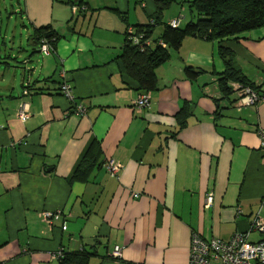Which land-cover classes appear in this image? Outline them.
I'll list each match as a JSON object with an SVG mask.
<instances>
[{
  "label": "crops",
  "instance_id": "crops-1",
  "mask_svg": "<svg viewBox=\"0 0 264 264\" xmlns=\"http://www.w3.org/2000/svg\"><path fill=\"white\" fill-rule=\"evenodd\" d=\"M159 1L3 0L0 23L4 12L11 33H0V264H58L62 250L94 252L89 264H188L194 232L261 238L250 229L264 221V101L237 110L235 94L223 97L218 42L186 38L156 70L149 107L132 108L140 93L119 59L125 33L148 25ZM168 1L180 10L164 12L162 21L181 16L184 27L192 0ZM18 26L31 53L23 40L16 46ZM47 26L57 41L43 56L32 34ZM236 38L222 44L264 86V28ZM6 40L13 53L2 54ZM3 57H24L22 75L8 63L3 68ZM186 67L204 72L190 81ZM64 80L86 108L81 117L59 94ZM91 144L95 166L72 180ZM108 158L122 164L118 179L103 166ZM43 212L53 214L51 222ZM115 247L119 260L111 256Z\"/></svg>",
  "mask_w": 264,
  "mask_h": 264
},
{
  "label": "trees",
  "instance_id": "trees-1",
  "mask_svg": "<svg viewBox=\"0 0 264 264\" xmlns=\"http://www.w3.org/2000/svg\"><path fill=\"white\" fill-rule=\"evenodd\" d=\"M169 3L170 1L157 2L152 23L146 26H135V35H142L138 44H133L127 38L124 40L119 59L125 75L133 82L137 92L142 94L156 90V70L170 59V51L178 50L186 38L199 37L209 42H218V56L224 65V71L219 75L217 84L224 98H229L233 94L237 98L232 84L248 87L254 93L264 97V88H262L264 86H257L251 82L242 72L235 52L222 44L223 41L237 39L238 35L264 28V0H192L189 6L190 21L184 27H180L179 24L177 28L170 27L171 20L168 24L162 21V13ZM78 7L81 11V4ZM156 28L161 29V35L154 39L152 35ZM32 36L38 50L41 40H52L53 46L57 41L56 34L49 26L35 30ZM146 40H150L151 45H145ZM203 72L193 67L185 68V75L190 81L197 79ZM45 84L51 85L54 82L47 80ZM31 89V87L24 88L25 91H32ZM43 90L40 88L36 91ZM59 94H61L60 91ZM95 148L96 145L91 144L80 160L72 180L85 179L95 166L93 157ZM94 255V252L87 250L81 252L62 250L58 264H89L90 258Z\"/></svg>",
  "mask_w": 264,
  "mask_h": 264
},
{
  "label": "built area",
  "instance_id": "built-area-1",
  "mask_svg": "<svg viewBox=\"0 0 264 264\" xmlns=\"http://www.w3.org/2000/svg\"><path fill=\"white\" fill-rule=\"evenodd\" d=\"M80 12V8L73 7L72 13ZM181 22V18L172 19L169 22L170 27L177 28ZM152 23V21H151ZM142 35H135L134 29H128L126 38L133 44H138ZM52 40H41L39 52L43 56H49L52 52ZM145 45H151L150 40L144 41ZM162 46H164L162 44ZM235 93L237 94L236 109L240 110L243 107L255 106L264 101V97L254 93L248 87H242L239 84H232ZM60 93L73 103L75 114L79 117L86 113L85 106L76 103L72 88L68 83L62 81L59 87ZM24 94L28 92L24 90ZM150 104V93L139 94L133 102V109L137 111L145 110ZM18 118L25 121L28 118L26 105H21L17 113ZM260 137V147L264 148V130L258 131ZM106 172L111 178L118 179L119 173L122 170V164L113 158H108L103 165ZM137 197V196H135ZM212 203V194L206 196L205 204L210 206ZM53 214L51 212L41 213V218L44 222H51ZM250 231H258L261 239L256 242L248 240L249 233H236L228 241H223L217 238L205 239L197 233H192L189 244V259L188 264H264V221L257 218L253 221ZM62 255V251L57 252V259ZM111 256L119 260L121 258V248L115 247Z\"/></svg>",
  "mask_w": 264,
  "mask_h": 264
},
{
  "label": "rangeland",
  "instance_id": "rangeland-1",
  "mask_svg": "<svg viewBox=\"0 0 264 264\" xmlns=\"http://www.w3.org/2000/svg\"><path fill=\"white\" fill-rule=\"evenodd\" d=\"M162 1H168V0H162ZM2 3H3V0H0V7L2 5L3 6V9H4V4H2ZM9 3H10V0H5V4L7 6L10 5ZM165 9L166 10L164 12H166V11H173V10L174 11H179L180 10L179 7L175 9V4L174 3H169V5H167V7ZM0 11H1V9H0ZM163 13H162V15H163ZM184 15H185V13H184ZM178 18H181V16L178 17ZM1 21H2V23H0V29H1L0 30V33H1V35H4L6 32L11 33V30H6V14L4 12L2 13ZM10 24H14V19L10 21ZM19 26H20V24H19ZM19 26H18V29L15 31V35H16V46H19V42L21 40H23V42H22L23 48L29 49L30 50L29 53H31V48L29 46H26L27 43L24 41V39L26 38V35H25V33H22V29H20ZM6 42H7L6 45L4 46V48H2V54H5V53H13L15 50L11 51V44H9V41H7V40H6ZM24 57L21 58V59L20 58L19 59H16V60L14 58H12V61H6V60H4V57H3L1 59L2 67L4 68V65H3L4 63H8L10 65V67L12 66L13 69L14 68H17V70H18V76H21L22 75V72H23V69H24V66H23V59H24ZM34 61L36 62V60H34ZM233 97H234V94H233Z\"/></svg>",
  "mask_w": 264,
  "mask_h": 264
},
{
  "label": "bare ground",
  "instance_id": "bare-ground-1",
  "mask_svg": "<svg viewBox=\"0 0 264 264\" xmlns=\"http://www.w3.org/2000/svg\"><path fill=\"white\" fill-rule=\"evenodd\" d=\"M157 30V29H156ZM148 39V38H147Z\"/></svg>",
  "mask_w": 264,
  "mask_h": 264
}]
</instances>
